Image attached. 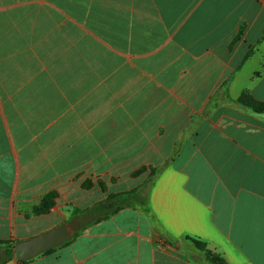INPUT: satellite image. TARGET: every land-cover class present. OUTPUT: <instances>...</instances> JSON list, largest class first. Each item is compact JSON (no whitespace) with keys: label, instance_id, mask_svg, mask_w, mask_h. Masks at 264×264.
<instances>
[{"label":"crops","instance_id":"crops-1","mask_svg":"<svg viewBox=\"0 0 264 264\" xmlns=\"http://www.w3.org/2000/svg\"><path fill=\"white\" fill-rule=\"evenodd\" d=\"M243 92L264 102V0H0V264H264Z\"/></svg>","mask_w":264,"mask_h":264},{"label":"water","instance_id":"water-1","mask_svg":"<svg viewBox=\"0 0 264 264\" xmlns=\"http://www.w3.org/2000/svg\"><path fill=\"white\" fill-rule=\"evenodd\" d=\"M74 232L65 222L34 238L15 242V254L19 261L31 260L44 252L56 248L73 238Z\"/></svg>","mask_w":264,"mask_h":264},{"label":"trees","instance_id":"trees-1","mask_svg":"<svg viewBox=\"0 0 264 264\" xmlns=\"http://www.w3.org/2000/svg\"><path fill=\"white\" fill-rule=\"evenodd\" d=\"M240 36H241V34L235 39V41H238L240 39ZM238 102L241 105H244L245 107L250 108L255 113L264 114V102L255 99L249 92H243L241 94V96L238 98ZM143 171H144V169L139 170L134 175L136 176L138 174H141ZM86 187H88V185H86ZM55 197H56L55 193H50V194L46 195L43 198L41 205L38 206L36 213H38V214L47 213L51 209V207H53ZM126 201L127 200L125 199L124 202H126ZM195 243H196L198 248H200L206 252V258H207V261L209 263H211V264H226L225 260L222 257L207 251L205 244L198 242V241H195ZM7 246H8L7 247V254H8V257L11 258V257H13L14 247L12 246V244H9V243Z\"/></svg>","mask_w":264,"mask_h":264},{"label":"rangeland","instance_id":"rangeland-1","mask_svg":"<svg viewBox=\"0 0 264 264\" xmlns=\"http://www.w3.org/2000/svg\"><path fill=\"white\" fill-rule=\"evenodd\" d=\"M238 102V101H237ZM12 246L14 247V244H12ZM13 255H14V253H13ZM0 259H2V256L0 257Z\"/></svg>","mask_w":264,"mask_h":264}]
</instances>
